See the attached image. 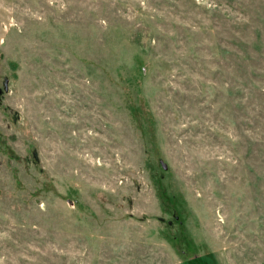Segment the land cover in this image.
Wrapping results in <instances>:
<instances>
[{
    "label": "rangeland",
    "instance_id": "374dc122",
    "mask_svg": "<svg viewBox=\"0 0 264 264\" xmlns=\"http://www.w3.org/2000/svg\"><path fill=\"white\" fill-rule=\"evenodd\" d=\"M0 264H264V0H0Z\"/></svg>",
    "mask_w": 264,
    "mask_h": 264
}]
</instances>
